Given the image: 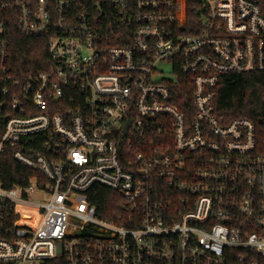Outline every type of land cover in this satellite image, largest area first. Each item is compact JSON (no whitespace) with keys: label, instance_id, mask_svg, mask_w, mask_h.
Here are the masks:
<instances>
[{"label":"built area","instance_id":"obj_1","mask_svg":"<svg viewBox=\"0 0 264 264\" xmlns=\"http://www.w3.org/2000/svg\"><path fill=\"white\" fill-rule=\"evenodd\" d=\"M254 72L264 0H0V154L31 172L0 178V264H264V129L216 106Z\"/></svg>","mask_w":264,"mask_h":264},{"label":"trees","instance_id":"obj_2","mask_svg":"<svg viewBox=\"0 0 264 264\" xmlns=\"http://www.w3.org/2000/svg\"><path fill=\"white\" fill-rule=\"evenodd\" d=\"M12 41V53L18 67L45 68L48 49L42 41L18 34H13ZM185 99L188 104L190 97L186 95ZM216 106L218 113L227 120L248 117L264 129V72L223 75L218 86ZM30 175L31 172L14 159L10 149L0 154V178L6 187L26 183ZM94 188L98 193L91 196V201L100 215L109 220H120L115 213L120 209L118 193L98 184Z\"/></svg>","mask_w":264,"mask_h":264},{"label":"rangeland","instance_id":"obj_3","mask_svg":"<svg viewBox=\"0 0 264 264\" xmlns=\"http://www.w3.org/2000/svg\"><path fill=\"white\" fill-rule=\"evenodd\" d=\"M37 198H38L39 200H43V199H45L44 195H43L41 192H39V193L37 194Z\"/></svg>","mask_w":264,"mask_h":264}]
</instances>
